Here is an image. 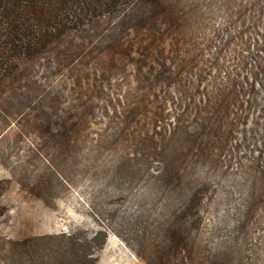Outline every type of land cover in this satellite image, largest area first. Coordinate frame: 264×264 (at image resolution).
I'll return each instance as SVG.
<instances>
[{
	"label": "rangeland",
	"instance_id": "obj_1",
	"mask_svg": "<svg viewBox=\"0 0 264 264\" xmlns=\"http://www.w3.org/2000/svg\"><path fill=\"white\" fill-rule=\"evenodd\" d=\"M35 1L0 264H264V0Z\"/></svg>",
	"mask_w": 264,
	"mask_h": 264
},
{
	"label": "trees",
	"instance_id": "obj_2",
	"mask_svg": "<svg viewBox=\"0 0 264 264\" xmlns=\"http://www.w3.org/2000/svg\"><path fill=\"white\" fill-rule=\"evenodd\" d=\"M97 1L100 2V0ZM119 1L121 0H115L116 3ZM38 2L35 0H0V72L2 76H7V72L14 68L18 70L21 63L28 59L27 56L33 51L29 41L33 38L31 33L34 31V27L38 25H33L31 22L34 9L32 14L28 10L32 4ZM76 4L80 5V2L74 0L73 5ZM80 9L82 10V7ZM93 9L94 11H105L103 6ZM2 39L3 41H1ZM6 43L11 46L7 48ZM46 45L45 41L42 49Z\"/></svg>",
	"mask_w": 264,
	"mask_h": 264
}]
</instances>
